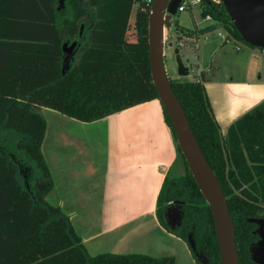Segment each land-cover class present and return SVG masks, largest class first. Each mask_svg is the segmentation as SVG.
Masks as SVG:
<instances>
[{"label": "trees", "instance_id": "16d2710c", "mask_svg": "<svg viewBox=\"0 0 264 264\" xmlns=\"http://www.w3.org/2000/svg\"><path fill=\"white\" fill-rule=\"evenodd\" d=\"M201 5L203 19L222 20L242 40L222 3V10ZM150 7L147 0H65L63 8L59 0H0V264H175L172 256H90L69 218L46 201L53 183L41 153L46 130L41 108L91 123L158 100L148 58ZM131 26L133 41L127 39ZM213 29L176 26L177 39ZM64 43H76L68 59ZM199 78L169 82L227 200L238 262L253 264L248 247L256 241L255 225L247 220L264 219V101L222 136L206 97V79L202 73ZM177 157L185 174L165 177L156 218L186 244L191 234L198 253L209 264H220L211 211L178 145ZM176 202L184 218L171 231L164 215Z\"/></svg>", "mask_w": 264, "mask_h": 264}, {"label": "crops", "instance_id": "0c3cea01", "mask_svg": "<svg viewBox=\"0 0 264 264\" xmlns=\"http://www.w3.org/2000/svg\"><path fill=\"white\" fill-rule=\"evenodd\" d=\"M198 37L176 39V45L184 46L183 54L186 43L194 50L202 49L205 64L202 68L198 63V71L206 79V97L224 136L233 122L264 101V51H236L234 46L235 55L229 57L226 43L206 35L199 47ZM77 123L57 125L50 142L46 124L41 153L53 183L46 201L69 218L87 253L127 255L119 251L122 240L117 234L147 221L154 233L165 235L192 254L156 218L157 196L177 156V142L160 102L152 100L99 121ZM108 239L112 244L104 251Z\"/></svg>", "mask_w": 264, "mask_h": 264}, {"label": "water", "instance_id": "95a60500", "mask_svg": "<svg viewBox=\"0 0 264 264\" xmlns=\"http://www.w3.org/2000/svg\"><path fill=\"white\" fill-rule=\"evenodd\" d=\"M182 0H153L148 16V58L152 84L158 101L165 110L177 145L186 162L199 191L207 203L214 222L220 264H239L234 227L229 214L227 200L213 171L202 154L192 133L184 111L181 108L169 82L164 65L165 26L176 15ZM211 5L210 0H202ZM231 24L247 45L264 50V0H220ZM64 0H59L62 5ZM76 43L62 45V51L69 56ZM175 55L176 72L179 77L189 75V69L181 61L183 52L178 48ZM64 72V67L62 73ZM165 221L171 231L180 228L183 222L182 204L176 202L165 212ZM256 226L253 232L258 241L249 247L250 260L253 264H264V219H248ZM187 245L198 264H209L208 259L198 253L192 235L187 237Z\"/></svg>", "mask_w": 264, "mask_h": 264}, {"label": "rangeland", "instance_id": "374dc122", "mask_svg": "<svg viewBox=\"0 0 264 264\" xmlns=\"http://www.w3.org/2000/svg\"><path fill=\"white\" fill-rule=\"evenodd\" d=\"M211 2L218 8V10H222L220 7L221 1L220 0H211ZM137 11V5H134L131 11L130 15V25H133L135 13ZM202 12V5H196L192 6L190 9L182 12V13H176L175 16H173L170 19L169 22L165 26V40H164V65L168 74V78L170 82L175 81H197L200 79V72L198 71L197 64L199 63L201 67H204V61L201 59L200 51L194 50L191 43L185 44V53L181 55V61L182 63L188 67L189 69V75L186 77H179L176 72V63H175V55L173 53L175 48H178L179 50L182 49V47H179L176 45V36L177 30L176 26L182 27L184 29H200L203 27H206L207 25H211L212 23L205 22L203 19V16L201 14ZM222 20H214L213 23H222ZM220 33L227 34L229 36V40L226 43V49H227V56L231 57L235 55L234 46H239L242 49H254V50H261L260 48H254L246 43H244L242 40L235 38L230 33V26L227 24H223L218 29ZM218 31H209L205 34H202L199 36L198 44L199 47H202V42L204 36L207 35V37L210 40H214L216 42H220L221 40L217 36ZM127 39L129 41H133L135 39L134 37V30L133 26H131L127 32ZM172 40V43H171ZM199 57V59H198ZM214 72V70H213ZM208 76L211 77V73H208ZM39 114H41L47 124V130H46V139L48 142H50L51 137L54 139L56 133H55V127L57 125H77V121L70 119L62 114H59L58 112H55L50 109H44L41 108L39 110ZM70 121V122H69ZM75 121V122H71ZM69 122V123H66ZM66 123V124H65ZM76 123V124H75ZM79 125V124H78ZM46 143V142H45ZM45 157L49 160V153H47V147L44 148ZM185 174L184 166L181 163V161L176 156V159L168 172L167 179H176L180 176H183ZM23 181L25 182V177H22ZM53 196V194H52ZM165 205L164 199L162 197L161 206L160 208ZM162 209V208H161ZM163 214V211H161ZM166 230V229H165ZM169 232L168 230H166ZM116 238H119L122 240L121 244H119V251L123 254H144L152 257H162V256H172L175 259V264H194L195 259L192 256V254H189V252L185 251V248L176 242L174 240L166 238L165 235L160 234L156 231L154 233L152 224L150 222H144L143 224L134 225L129 230H123L119 232L116 236ZM113 239V238H112ZM115 240V239H113ZM112 243L108 240L105 241L104 246L105 250H109L110 245ZM196 264V263H195Z\"/></svg>", "mask_w": 264, "mask_h": 264}, {"label": "built area", "instance_id": "2783aa9c", "mask_svg": "<svg viewBox=\"0 0 264 264\" xmlns=\"http://www.w3.org/2000/svg\"><path fill=\"white\" fill-rule=\"evenodd\" d=\"M211 1V0H210ZM148 3L152 4L153 0H147ZM203 1L202 0H182L179 7L177 8V13H182L188 9H190L192 6H196V5H201ZM205 22L208 23H212L211 25H209V27H214V31H218L217 36L218 38L224 42L227 43V41L229 40V36L227 34H222L219 32V28L222 26V23H213V19L208 15L204 18ZM179 47H182L181 51L184 50V46L178 44ZM235 50L239 51L240 47L239 46H235ZM264 51V50H263ZM166 170L163 169V172H165Z\"/></svg>", "mask_w": 264, "mask_h": 264}, {"label": "flooded vegetation", "instance_id": "af4514ba", "mask_svg": "<svg viewBox=\"0 0 264 264\" xmlns=\"http://www.w3.org/2000/svg\"><path fill=\"white\" fill-rule=\"evenodd\" d=\"M65 1V0H64ZM60 7L61 8H63V4L62 5H60ZM82 28V27H81ZM72 55V53L69 55V56H71ZM69 56H67V58L66 59H68V57ZM167 210V209H166ZM166 212V211H165ZM256 230V226H255V229H254V231ZM253 231V232H254ZM254 235V234H253ZM255 237H256V241H254V242H252L250 245H249V247L252 245V244H254V243H256L257 241H258V237L256 236V235H254ZM249 247H248V251H249Z\"/></svg>", "mask_w": 264, "mask_h": 264}]
</instances>
